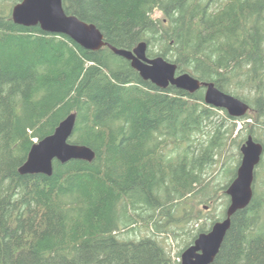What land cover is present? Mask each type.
<instances>
[{
  "label": "trees",
  "instance_id": "16d2710c",
  "mask_svg": "<svg viewBox=\"0 0 264 264\" xmlns=\"http://www.w3.org/2000/svg\"><path fill=\"white\" fill-rule=\"evenodd\" d=\"M19 1L0 0V264H170L156 238L119 233L139 219L165 231L162 217L174 219L186 198L201 192L214 200L201 178L205 165L240 119L264 130V0H62L66 13L94 24L106 43L132 49L145 41L148 56L240 98L249 111L234 118L206 104L203 88L189 93L143 80L107 46L89 50L67 35L14 23L10 11ZM72 111L69 141L89 146L94 159L54 160L50 176L20 174L34 140ZM169 144L181 151L167 156ZM258 174L211 264H264ZM226 176L224 205L235 168ZM195 230L186 247L209 229Z\"/></svg>",
  "mask_w": 264,
  "mask_h": 264
},
{
  "label": "water",
  "instance_id": "95a60500",
  "mask_svg": "<svg viewBox=\"0 0 264 264\" xmlns=\"http://www.w3.org/2000/svg\"><path fill=\"white\" fill-rule=\"evenodd\" d=\"M14 23L22 26H39L41 30L64 34L83 48L98 50L107 46L111 51L130 62L143 80L150 81L158 88L171 85L193 93L204 89V102L214 108L224 109L231 117H243L249 106L240 98L225 93L213 82L201 81L188 72H177V65L162 56L147 55L148 45L138 42L132 49L118 48L104 41L102 32L92 23H87L73 14L65 12L62 0H20L10 11ZM76 122V112L66 115L53 132L34 142L25 161L19 166L20 174H52L54 160L65 163L72 159L92 161L95 152L87 145L69 141ZM240 162L235 176L225 188L229 198L225 216L215 221L209 231L199 233L193 243L180 254L181 264H211L219 252L231 216L246 207L253 196V180L264 146L248 134L239 147Z\"/></svg>",
  "mask_w": 264,
  "mask_h": 264
},
{
  "label": "rangeland",
  "instance_id": "374dc122",
  "mask_svg": "<svg viewBox=\"0 0 264 264\" xmlns=\"http://www.w3.org/2000/svg\"><path fill=\"white\" fill-rule=\"evenodd\" d=\"M153 16H160V13L154 12ZM220 113L223 114L222 112ZM245 122H249L250 124H245ZM244 125L251 126V128L254 130L253 134H250L252 135V137L258 138L264 142V130L261 129L253 120L251 121V119H240L237 122L235 132L231 135V137L226 139L224 147H222L221 150L219 149V151H216V153L213 155L214 161L206 164L201 171V178L204 180V183H208V187L212 188L210 194L214 196L216 195L214 200L208 202V197L203 195L201 192H198L195 195L186 198L184 204L176 206V210L178 211L174 212V219H172L171 217L166 219L165 217H162V227L165 229V231L158 232L155 230V228H153L152 225L148 227V225L141 222V220L139 219L135 225L123 228L119 233V238L138 240L144 236L154 237L164 246L166 251L169 253L171 259L170 264H175V262H177L178 260L180 261L178 252L183 251V249L186 247V243L190 239H192L194 233L196 232L195 228L202 225L210 229L212 224L215 222H212L213 220L211 219V217H219L222 210L225 212L228 203L224 205L223 191L219 189V186L227 183V171L233 168H235L236 171V168L240 162L241 154L239 151V147L249 134L247 132V128H243ZM208 132L209 131H207L205 134H202L201 137L204 140L206 136H208ZM180 151L181 150L179 149H174V145L169 144L165 147L163 153L167 156H175L177 152ZM262 159H264V151L259 163ZM258 164L255 167L254 176L256 175L257 170V172L259 173L258 178L263 177L264 179V167H257ZM254 180L252 183L253 185L255 183ZM261 182L260 193H262V191L264 192V181ZM214 189L216 190L213 193ZM186 209L189 215L187 213L183 215L185 212L184 210ZM195 214L201 215L198 221H194L195 219L193 217H195ZM180 216H184V218L186 219H181ZM133 227L136 229L130 231V228Z\"/></svg>",
  "mask_w": 264,
  "mask_h": 264
},
{
  "label": "bare ground",
  "instance_id": "6f19581e",
  "mask_svg": "<svg viewBox=\"0 0 264 264\" xmlns=\"http://www.w3.org/2000/svg\"><path fill=\"white\" fill-rule=\"evenodd\" d=\"M234 118V117H233ZM153 224V223H152Z\"/></svg>",
  "mask_w": 264,
  "mask_h": 264
}]
</instances>
